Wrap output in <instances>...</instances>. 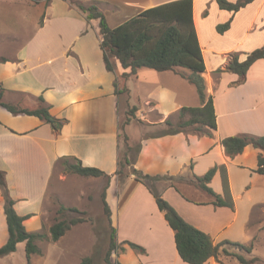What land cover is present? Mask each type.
I'll use <instances>...</instances> for the list:
<instances>
[{
    "label": "crops",
    "instance_id": "1",
    "mask_svg": "<svg viewBox=\"0 0 264 264\" xmlns=\"http://www.w3.org/2000/svg\"><path fill=\"white\" fill-rule=\"evenodd\" d=\"M78 1L98 2L109 25L115 27L147 8L174 0ZM13 2L20 3L23 11L19 14L31 29L11 37V44L8 40L0 45V56L6 59L0 61L4 100L33 108L43 96L52 115L67 119L61 131L56 132L35 115H15L0 105V168L6 172L16 211L31 215L25 220L26 227L29 221H47L54 166L62 156H75L85 166L99 167L112 175L106 200L112 210V222L118 227L119 241H134L147 251L141 254L128 247L125 258L142 264H189L178 254L174 231L148 186L134 175L120 180L114 174L121 145V97L126 93L116 92L115 82L119 79V88L129 89L125 106H138L133 102L135 97L141 108L146 107L145 112L140 110L142 120L146 121L142 130L135 137L128 134L132 143L138 140L140 144L134 166L146 174L172 177L159 180L158 190L181 216L209 233L215 242H251L254 237L248 232V225L254 210L264 204V187L258 183L264 182V174L254 171L259 151L249 145L231 158L220 141L243 133L264 135V57L250 66L244 81L237 73L215 71L228 63L230 53L239 52L243 58L245 53L264 44V0H254L234 15L220 8L216 0H193L196 30L206 64L204 76L217 115L215 137L185 132L158 135L168 118L173 120L183 106L200 105V99L197 105L183 101L179 89L182 77L171 70L143 68L128 78L120 77L124 71L120 64L115 71L108 70L100 45L99 19L88 20L86 13L69 0ZM8 16L2 19L6 24L10 22ZM232 16L230 28L219 33L216 26ZM131 125L126 126L129 129ZM215 165L227 168L234 209L215 206L212 197L191 182L195 175H204ZM179 178L209 197L203 201L186 197L175 181ZM209 185L217 194L224 195L220 170ZM201 209L215 217L218 230L212 231L197 219ZM237 221L240 227H232ZM2 224L6 229L0 189V231ZM226 232L229 233L225 235ZM223 261L241 264L232 257ZM203 264L220 263L212 257Z\"/></svg>",
    "mask_w": 264,
    "mask_h": 264
},
{
    "label": "trees",
    "instance_id": "2",
    "mask_svg": "<svg viewBox=\"0 0 264 264\" xmlns=\"http://www.w3.org/2000/svg\"><path fill=\"white\" fill-rule=\"evenodd\" d=\"M37 3L39 0H30ZM72 5H76L84 13L88 20L99 19L101 32V48L104 53L106 68L115 71L117 66L123 68L120 74L121 78H128L136 74L140 69L149 68L156 71H174L182 78L195 85L200 105L183 106L178 113L176 121L168 118L164 123L158 135L176 134L179 132L193 133L199 136L215 137L218 129L217 115L214 104V97L208 92L204 72L206 64L204 61L203 51L200 45L198 33L196 30L193 0H174L163 4L147 8L139 14L129 18L123 23L112 27L109 25L105 14L99 8L98 2L84 3L78 0H69ZM254 0H216L217 5L229 10L233 15L242 8L252 3ZM233 16L226 22L216 26L219 33L227 31L232 23ZM264 57V44L261 47L247 52L242 58L239 52H232L229 61L224 67L218 68L215 72L221 73L230 71L240 76V81H244L250 66L258 59ZM0 57V61H5ZM120 81L116 80V92H128L129 89L119 88ZM6 90L0 84V105L4 106L13 114L35 115L49 123L54 131L60 132L66 118H59L51 114L50 104L43 96L38 98L36 107L28 108L19 104H14L4 100ZM138 106H131L126 114V119L119 127L124 131L135 116ZM120 124V123H119ZM126 149L123 154L119 153L117 169L115 175L120 180H125L134 175L136 180L146 184L151 193L156 198L159 209L164 213L166 220L174 231L175 243L178 254L183 261L189 264H203L210 258H215L220 264H227L223 261L222 255L235 257L241 264H264V258L252 255L254 250L253 242L250 244L239 241L224 239L215 242L212 236L206 231L198 228L187 221L176 208L162 195L156 184L163 178L172 179V177L162 175L146 174L134 166L135 162L129 156L132 146L128 144L129 136L124 133ZM224 152L227 156L234 158L244 152L249 145L258 149L257 167L254 171L264 174V135H253L248 133L227 136L220 141ZM140 150L138 145L137 153ZM57 162L64 166L67 171L76 173L83 177H105L107 183L103 191L104 211L108 217L111 226L110 244L104 257L106 264H120L112 260L113 252H126L127 247L137 253H146V248L131 240L119 241L117 238V228L113 226L111 208L106 200V192L109 181L112 177L104 170L95 166H85L82 161L75 156H62ZM130 170L126 171V167ZM221 171L224 195L217 194L209 185L217 171ZM196 186L204 190L212 197L211 203L215 206H228L235 208L234 198L230 189L227 168L225 165H215L211 167L204 175L197 176L192 180ZM0 189L4 197V212L8 235L6 242L0 246V258L4 255L14 252L17 244L21 241L26 242V254L28 263L31 264L32 255L39 252L37 239L42 235L27 229L25 220L31 217L20 215L15 209V200L11 197L6 172L0 168ZM66 210L80 213L77 207H66L60 205L58 213L61 215ZM87 218L79 216L70 220L57 218L50 227L51 238L54 241L59 240L72 225L84 222ZM234 246L239 250L246 252H232L227 247ZM81 264H95L93 256H86L82 259Z\"/></svg>",
    "mask_w": 264,
    "mask_h": 264
},
{
    "label": "rangeland",
    "instance_id": "3",
    "mask_svg": "<svg viewBox=\"0 0 264 264\" xmlns=\"http://www.w3.org/2000/svg\"><path fill=\"white\" fill-rule=\"evenodd\" d=\"M29 2L34 3L30 0ZM22 11L23 10L21 9L19 2L14 3L13 0H0V45H3L4 42H8V40L9 44L13 39L11 37L23 35L25 34L26 30L31 29V27H27L24 24L23 19L19 14V12ZM4 15H9L8 17L10 18V22L8 24L2 21ZM21 21L23 23H21ZM179 80L181 82L179 86L181 99L188 104H199V96L197 94L195 85L184 78H181ZM132 99L133 102L139 107L138 110L135 111L136 117H133L130 122L132 124L131 127H129L128 129V127L126 126L124 131H121V154H123L126 149L124 133H126L127 135L130 134L131 136H136L138 132L142 130L144 122L146 123L145 120H142L143 116L140 112L141 109L145 112L146 107L144 106L141 108V105L139 104V102H137V99L135 97H133ZM127 102L128 92L121 97L122 110L120 113L119 127L126 119V112L131 107L130 105H128L127 107L125 106ZM154 117L158 119L156 115ZM177 118L178 116H175L173 118V121H176ZM128 144L132 146L131 150L129 151V156L134 161L135 157H137L138 155L137 149L139 141L136 140L132 143L130 140H128ZM129 170L130 166H127L126 171ZM175 181L177 183H180L179 188L181 193H183L191 200L203 201L204 199L209 197L205 192L199 190L198 188L192 185L183 184L185 182L182 178L175 179ZM191 182L193 183V181ZM106 183L107 179L105 177H83L76 173L67 171L63 165H61L59 162H56L50 184V203L48 205L49 211L47 213V221L42 224L35 223L34 221H29L27 224L28 230L38 232L42 235L36 241L39 247V252L32 255L31 264H81L82 259L86 256H93L95 264H106L104 257L109 248L111 232V226L104 211L102 198ZM258 183L262 184L261 187H264L263 181ZM261 190L263 191L264 189ZM60 205H65L66 207H77L81 212L77 213L66 210L65 212H63V214L60 215L58 213ZM198 212L200 213L196 214L197 219L206 223L205 225H207V227H210L212 231L218 230V225L215 224L217 223V220H215V217L213 215H211L207 210L203 209ZM253 215L254 216L250 224L248 225L249 231H247L249 233H252L254 238L251 242L246 244H250L253 242L254 250L252 252V255L264 258V204L259 208H256ZM79 216L87 218L86 221L72 225L71 229H69L57 241H54L51 238L50 227L55 222V219L61 218L70 220L73 217ZM110 218L112 219V214ZM112 224L114 227H116L113 222ZM239 224L240 221H237L232 225V227H240L238 226ZM1 228L0 245L5 243L7 237V228H4V224H2ZM116 228L118 231V227ZM229 231L231 230L229 229ZM228 233L229 232H226L225 235H227ZM227 248L232 252L234 251L246 254V252L239 250L234 246H228ZM124 254V252H113L111 255L112 260L114 262H120V264H142L136 259H132L130 257L125 258ZM221 257L224 260H229L231 258L227 255H222ZM27 263L28 257L26 254L25 241L19 242L14 252L4 255L0 258V264Z\"/></svg>",
    "mask_w": 264,
    "mask_h": 264
}]
</instances>
